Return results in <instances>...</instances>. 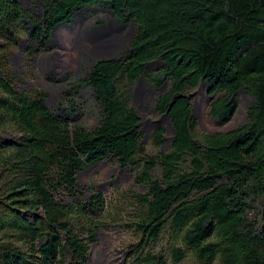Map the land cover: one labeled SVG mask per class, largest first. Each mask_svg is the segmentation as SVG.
Returning a JSON list of instances; mask_svg holds the SVG:
<instances>
[{"label": "trees", "instance_id": "trees-1", "mask_svg": "<svg viewBox=\"0 0 264 264\" xmlns=\"http://www.w3.org/2000/svg\"><path fill=\"white\" fill-rule=\"evenodd\" d=\"M37 1L43 16L0 0V264H87L102 228L117 222L105 194L80 181L101 163L131 170L146 189L121 195V219L139 238L135 264H264V0ZM93 6L134 23L136 34L73 82L54 111L47 91L25 89L23 39L39 43L32 58L60 23ZM143 77L158 91L168 84L153 103L175 128L167 148L164 128L144 142L134 100ZM202 83L223 124L242 92L253 97L246 123L200 132L190 90ZM78 85L99 106L94 128L77 121Z\"/></svg>", "mask_w": 264, "mask_h": 264}, {"label": "rangeland", "instance_id": "rangeland-1", "mask_svg": "<svg viewBox=\"0 0 264 264\" xmlns=\"http://www.w3.org/2000/svg\"><path fill=\"white\" fill-rule=\"evenodd\" d=\"M106 14L108 15V12H106ZM60 29H65L64 32H68V35H70L69 32L74 33L76 30L82 31L85 29L87 31L86 28H83V24L81 23H78L73 29L62 26ZM122 37V39L125 40V35H122ZM128 38L129 37L120 43L116 40L115 45L119 44V47L114 48L112 52H105L101 48L95 46L94 50L91 51L90 54L98 57H118L131 42L132 39L128 41ZM31 48V46L27 49L24 48L25 50L23 55L25 58L19 62L17 61V65L19 69H21V72L24 73L27 81L25 83V89H44L47 91L49 96L48 104L51 109L56 111L59 109L66 91L71 89V84L73 82H78L84 74L79 70V61L83 59V48L77 43L67 45V41L64 36H61L59 39L57 36H54V41L50 43L49 50L38 51V53L32 58L29 53ZM75 50L79 55L74 59V54L72 53H74ZM100 53L103 54L99 56L98 54ZM160 65L161 64L159 63L153 68H157ZM54 79L58 82L54 83ZM62 85L64 86L62 92L54 89L59 88ZM78 87L79 89L78 91L76 90V93L77 95L79 93L80 94L77 96V101L79 106L82 108L77 121L82 122L90 129L94 128L99 122V106L93 99L90 89H87L84 86L81 87L80 85H78ZM208 89H210L209 86L206 83H202L199 87L190 90L191 102L194 107V114L198 121L200 132L216 133L230 130L246 123L247 111L254 102L253 97L246 92H242L240 97V108L237 114L229 123L223 124L211 115L210 103L212 97H210V92H207ZM202 102H206L209 105L208 115H204L201 111ZM142 103H144L147 108L141 107ZM136 104L141 112L144 128L147 127V121L157 122L162 119L163 115H156L153 111V101L149 95L143 97L142 102H138ZM164 124L167 127L168 122L165 121ZM165 130V137L171 138L170 142L165 140L164 146L167 148L170 146L173 136L167 129ZM15 138V135L12 133H7L5 136V139L7 140H13ZM150 139L151 137L148 138V141H150ZM148 141L146 144L150 145ZM134 177L135 174L131 170L127 169L124 171V169L114 163H101L91 167L81 175L80 181L83 185H94L105 194L108 201L106 214L117 221L110 226L102 228L97 241L91 245L89 261L87 264H135L133 261V246L138 243L139 238L130 227L126 226L123 221L124 217L121 219V216H123V199L121 198V195L132 189H135L138 192H146V189L143 186L136 185ZM179 264L194 263L192 260L188 259Z\"/></svg>", "mask_w": 264, "mask_h": 264}, {"label": "flooded vegetation", "instance_id": "flooded-vegetation-1", "mask_svg": "<svg viewBox=\"0 0 264 264\" xmlns=\"http://www.w3.org/2000/svg\"><path fill=\"white\" fill-rule=\"evenodd\" d=\"M20 2L22 4H24L26 6V8H30L32 10H34L35 12H37L39 15L43 16L45 13V9L44 7L40 4L39 1L37 0H20ZM106 12H108V15L106 14ZM78 23L83 24V28H86L87 31L89 32H96V31H115L116 34L119 35H125V40L128 38V41H130L131 39L134 38L135 34H136V27L133 23L130 22H124L122 20H120L119 18H116L114 16V13L111 10L106 11V9L101 8V7H97V6H93V7H87L86 9H83L79 12H77L75 14V16L70 20V22H62L60 23L54 30H53V39L51 40V43L54 41V36L56 31L58 29L62 27H66V28H70L73 29L77 26ZM118 27V28H117ZM120 28V29H119ZM123 38V37H122ZM125 40H119L117 42H121V41H125ZM32 43H36L39 44L38 42H36V39H32V37L28 36L27 38L23 39V44L21 46V51L17 57L18 62L22 59L25 58V56L23 55V52L25 49H27ZM119 47V44H116L117 48ZM25 48V49H24ZM40 51H47L50 48V45L48 47H39ZM83 59L79 61V70L81 71V73H84L83 76H85L88 72V70L93 67L98 61H102L104 59H110V58H116V57H98L96 55H91L87 52H83ZM119 57V56H118ZM22 64V63H21ZM23 66V65H22ZM158 68H153V69H149V71H153L155 72V74L158 73ZM82 76V77H83ZM67 78V76H66ZM146 81L148 82V84H151L147 79ZM53 82H58L57 80H53ZM152 85V84H151ZM153 86V85H152ZM56 90H58L59 92L63 91L64 86H60L59 88H54ZM156 89V88H155ZM168 91V84L166 87H163L160 89V91H158L156 89L155 94L152 98L153 103L156 100V97L158 96V93H163ZM67 92V91H66ZM153 111L156 113V115H161L158 112H156L154 109ZM149 123H152V121H147ZM143 124V122H141ZM154 123V122H153ZM164 128V127H162ZM158 129V128H156ZM165 129V128H164ZM125 173V172H124Z\"/></svg>", "mask_w": 264, "mask_h": 264}, {"label": "water", "instance_id": "water-1", "mask_svg": "<svg viewBox=\"0 0 264 264\" xmlns=\"http://www.w3.org/2000/svg\"><path fill=\"white\" fill-rule=\"evenodd\" d=\"M90 35H91L90 37H92V41H94L96 43L95 46H97L98 48H101L105 52L106 51L112 52V50L116 47L115 41L118 40V38H119V36L116 34L115 31H108V32H105V31H96L95 32L94 31V32H90ZM101 54H103V53H100L98 55L100 56ZM155 91H156V89L154 88V86H152L151 84H148L145 77H143L140 79L136 88L134 89V100L136 103L142 102L143 97H145L147 95H149L151 98H153ZM207 92H210V89H208ZM141 107L147 108V106L144 103L141 104ZM165 121L168 122L167 127L164 124ZM140 126H141L142 130L145 132L144 142L148 141V138L151 137L153 131L156 128L164 127L165 129H167L172 134L173 138L175 135V128L172 125V121L170 119V115L168 112L163 114L162 119L160 121H157L154 123L148 122L146 128L143 127L144 124H142V123L140 124ZM165 140L170 142L171 138L165 137ZM163 148H166V146H164ZM124 171H126V169Z\"/></svg>", "mask_w": 264, "mask_h": 264}, {"label": "bare ground", "instance_id": "bare-ground-1", "mask_svg": "<svg viewBox=\"0 0 264 264\" xmlns=\"http://www.w3.org/2000/svg\"><path fill=\"white\" fill-rule=\"evenodd\" d=\"M64 31H65V29H58L56 31V36H57L58 39L61 36H64L66 38L67 45L76 44L77 43L78 45H80L83 48V50H82L83 52H87L89 54L91 53V51L94 50L95 42L92 41V37H90L91 36L90 33L87 32L85 29L82 30V31H77L76 30L74 33H70L69 32L70 35L67 34L68 32L65 33ZM119 40H122V36L121 35H119V38H118L117 41H119ZM83 52H82V54H84ZM72 54H74V59L77 58V56L79 55V54H77L76 50ZM76 69H77V67H76ZM201 109H202L201 111L203 112L204 115H208L209 114V105H208V103L202 102L201 103Z\"/></svg>", "mask_w": 264, "mask_h": 264}]
</instances>
